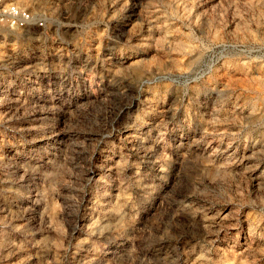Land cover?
<instances>
[{
    "label": "rangeland",
    "instance_id": "1",
    "mask_svg": "<svg viewBox=\"0 0 264 264\" xmlns=\"http://www.w3.org/2000/svg\"><path fill=\"white\" fill-rule=\"evenodd\" d=\"M0 264H264V0H0Z\"/></svg>",
    "mask_w": 264,
    "mask_h": 264
},
{
    "label": "built area",
    "instance_id": "2",
    "mask_svg": "<svg viewBox=\"0 0 264 264\" xmlns=\"http://www.w3.org/2000/svg\"><path fill=\"white\" fill-rule=\"evenodd\" d=\"M0 15L11 29H23L32 25L42 27L44 25L42 20L34 18L29 9L13 3H9L3 8Z\"/></svg>",
    "mask_w": 264,
    "mask_h": 264
}]
</instances>
